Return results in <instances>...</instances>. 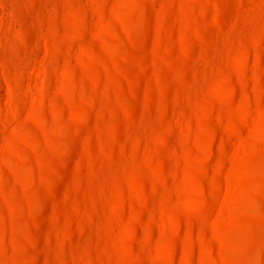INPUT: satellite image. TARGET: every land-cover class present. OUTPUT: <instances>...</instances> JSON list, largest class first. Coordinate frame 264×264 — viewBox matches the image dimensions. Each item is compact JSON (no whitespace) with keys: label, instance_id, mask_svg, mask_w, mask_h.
<instances>
[{"label":"rangeland","instance_id":"obj_1","mask_svg":"<svg viewBox=\"0 0 264 264\" xmlns=\"http://www.w3.org/2000/svg\"><path fill=\"white\" fill-rule=\"evenodd\" d=\"M0 264H264V0H0Z\"/></svg>","mask_w":264,"mask_h":264}]
</instances>
